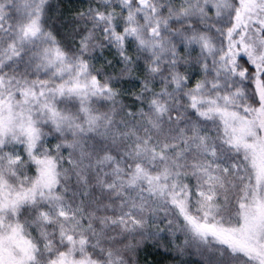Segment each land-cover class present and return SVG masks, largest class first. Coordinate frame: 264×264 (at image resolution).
<instances>
[{
	"label": "snow or ice",
	"instance_id": "6c2138e0",
	"mask_svg": "<svg viewBox=\"0 0 264 264\" xmlns=\"http://www.w3.org/2000/svg\"><path fill=\"white\" fill-rule=\"evenodd\" d=\"M0 264H264V0H0Z\"/></svg>",
	"mask_w": 264,
	"mask_h": 264
}]
</instances>
